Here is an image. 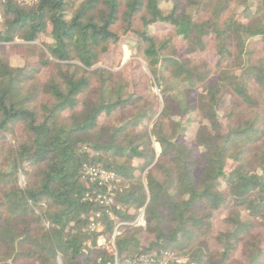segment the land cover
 <instances>
[{"label": "trees", "instance_id": "16d2710c", "mask_svg": "<svg viewBox=\"0 0 264 264\" xmlns=\"http://www.w3.org/2000/svg\"><path fill=\"white\" fill-rule=\"evenodd\" d=\"M83 165L127 187L119 262L264 264V0H0V264L114 263Z\"/></svg>", "mask_w": 264, "mask_h": 264}, {"label": "built area", "instance_id": "2783aa9c", "mask_svg": "<svg viewBox=\"0 0 264 264\" xmlns=\"http://www.w3.org/2000/svg\"><path fill=\"white\" fill-rule=\"evenodd\" d=\"M14 1L19 5H28L35 0ZM80 178L89 189L83 201L92 203L100 208L87 218V231L100 236L104 231L105 218L115 222L118 221L114 211L120 210L121 208L116 204L115 197L122 193L123 190H126L127 187L123 186L121 178L116 173L90 165L82 166ZM143 214L144 210L142 208L138 211V215L132 225L143 226ZM121 225L122 223L117 222L108 241L104 237H99L97 240V246L105 248L114 257L113 264H188L187 257L179 256L168 250L141 254L132 260L119 262L114 242L115 237L119 235L118 228Z\"/></svg>", "mask_w": 264, "mask_h": 264}, {"label": "rangeland", "instance_id": "374dc122", "mask_svg": "<svg viewBox=\"0 0 264 264\" xmlns=\"http://www.w3.org/2000/svg\"><path fill=\"white\" fill-rule=\"evenodd\" d=\"M169 29L166 28H161V27H156L155 33L159 37H163L167 34ZM42 41H46V39H42ZM11 54V63L14 66H21L22 61L15 56V53L13 51L10 52ZM132 54H133V46L132 43H125L123 46V59H122V65L125 64L127 61L132 59ZM201 57L205 58L208 60L211 64L214 63V58L212 54H207V55H202ZM110 55L105 57V60L110 63ZM147 73V69L143 63H140L136 68H135V77L140 76L141 74ZM154 92L156 95L160 96L158 91L153 88ZM179 94V93H177ZM192 96L194 97V92H192ZM180 102H182V98H180ZM185 130L183 132V138L187 144V146L191 147L194 150V153L196 154V149L192 147V140L196 131V124H195V115L194 113H191L187 116L186 121L184 122ZM156 151H158L157 146H155ZM233 167V163L229 162L226 166V171H229ZM142 179L144 180V174H142Z\"/></svg>", "mask_w": 264, "mask_h": 264}]
</instances>
